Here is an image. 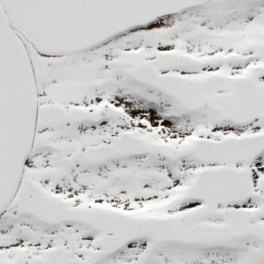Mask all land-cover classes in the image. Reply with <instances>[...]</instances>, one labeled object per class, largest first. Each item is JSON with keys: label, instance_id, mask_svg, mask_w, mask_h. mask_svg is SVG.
<instances>
[{"label": "snow or ice", "instance_id": "snow-or-ice-1", "mask_svg": "<svg viewBox=\"0 0 264 264\" xmlns=\"http://www.w3.org/2000/svg\"><path fill=\"white\" fill-rule=\"evenodd\" d=\"M0 264H264V0H0Z\"/></svg>", "mask_w": 264, "mask_h": 264}]
</instances>
